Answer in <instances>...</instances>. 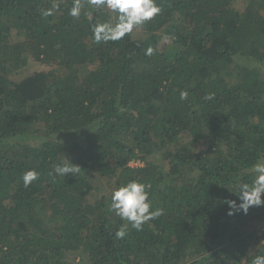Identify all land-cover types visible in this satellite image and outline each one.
Here are the masks:
<instances>
[{
    "label": "trees",
    "instance_id": "trees-1",
    "mask_svg": "<svg viewBox=\"0 0 264 264\" xmlns=\"http://www.w3.org/2000/svg\"><path fill=\"white\" fill-rule=\"evenodd\" d=\"M157 2L162 13L139 27L148 38L98 45L92 26L115 20L106 9L85 6L76 19L73 0H0V264H251L264 255L255 228L264 206L229 215L227 203H241L239 185L264 158V0L243 10L234 0ZM30 58L52 69L15 80ZM182 133L189 140H176ZM67 159L79 173L56 175ZM32 169L39 179L25 187ZM130 180L149 184L163 210L142 231L109 210L111 194L92 200L96 183ZM122 226L128 234L116 239Z\"/></svg>",
    "mask_w": 264,
    "mask_h": 264
},
{
    "label": "clouds",
    "instance_id": "clouds-1",
    "mask_svg": "<svg viewBox=\"0 0 264 264\" xmlns=\"http://www.w3.org/2000/svg\"><path fill=\"white\" fill-rule=\"evenodd\" d=\"M85 6L96 10L106 9L115 16L114 21L110 17L108 20L92 26V39L98 45L121 41L126 36H131L134 30L162 13V7L157 0H73L68 15L79 19ZM58 7L57 4H53L51 9L43 10L42 15H53V10ZM154 51L152 47H148L145 50V55L151 56ZM187 97L186 91L181 92V100H185ZM205 99H212V95L206 96ZM67 161L68 163H61L56 166L54 170L56 175L66 177L75 176L79 173L80 167L71 163L69 159ZM131 163V167H138L132 166ZM140 163L139 166H143V163ZM252 169L255 173L254 179L250 183H241L238 187L239 195L236 196L241 203L237 205L235 201L227 202L230 209L229 215L241 210L247 214L250 207L264 206V199H262L264 196V158L258 159L252 165ZM39 175L34 169L24 172L22 176L24 186L28 187L32 182L37 181ZM150 188L149 184L138 180H130L122 184L111 192L109 210L131 225V228L142 231L143 226L148 221L163 213L162 209L153 208ZM127 234L126 227L122 226L115 232V238L124 239ZM251 264H264V255H256Z\"/></svg>",
    "mask_w": 264,
    "mask_h": 264
},
{
    "label": "rangeland",
    "instance_id": "rangeland-1",
    "mask_svg": "<svg viewBox=\"0 0 264 264\" xmlns=\"http://www.w3.org/2000/svg\"><path fill=\"white\" fill-rule=\"evenodd\" d=\"M245 2H246V0H234L232 5H233V7L238 8L239 10H243ZM161 34H163V32ZM133 36L136 38H139V39H146V38H148L149 35L144 30H142L141 28H137L136 30H134ZM12 39L14 41H22L24 38L22 35H17V33L14 32ZM170 43H171V40L166 35H162L161 46L165 47V46L169 45ZM51 69H52V67L42 65L41 63L33 61V59L30 58L28 66L24 67L22 69L23 71H21L20 73L18 72L17 74H14L13 78L15 80H22V79H25L26 77H28V76L36 73V72L49 71ZM88 70H91V68H89ZM85 73H86V71L83 72V74H85ZM176 140H179V141L189 140V138L187 139L186 133H182L180 136H178L176 138ZM196 145H197L198 149L201 150V149L206 148L207 143L205 141H202ZM163 155H164V149H161V150L156 151L148 159L151 162L158 164L162 161ZM252 173L255 175L253 170H252ZM96 177L98 178L97 180H99V181L101 180V178L99 176H96ZM101 183H96L97 186L101 187V191L95 192L92 196V200L99 198L103 194H111V192L115 189V188L107 187V185H105L103 182H101ZM255 228L258 229L259 232L263 231L264 230V221L257 224Z\"/></svg>",
    "mask_w": 264,
    "mask_h": 264
},
{
    "label": "built area",
    "instance_id": "built-area-1",
    "mask_svg": "<svg viewBox=\"0 0 264 264\" xmlns=\"http://www.w3.org/2000/svg\"><path fill=\"white\" fill-rule=\"evenodd\" d=\"M131 165H132V166H139V165H141V163H140L139 161H133V162L131 163Z\"/></svg>",
    "mask_w": 264,
    "mask_h": 264
}]
</instances>
